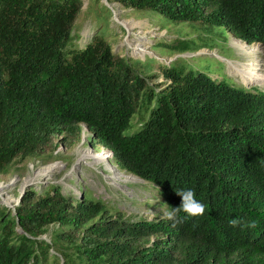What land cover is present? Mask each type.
<instances>
[{"label": "trees", "instance_id": "16d2710c", "mask_svg": "<svg viewBox=\"0 0 264 264\" xmlns=\"http://www.w3.org/2000/svg\"><path fill=\"white\" fill-rule=\"evenodd\" d=\"M106 2L223 26L264 59V0ZM81 6L0 0V175L54 150L55 138L69 147L84 125L118 169L156 188L165 212L187 189L205 212L131 220L89 193L28 186L11 210L0 204V264H264V90L173 61L158 64L164 83L152 85L158 74L135 73L99 26L69 44Z\"/></svg>", "mask_w": 264, "mask_h": 264}, {"label": "rangeland", "instance_id": "374dc122", "mask_svg": "<svg viewBox=\"0 0 264 264\" xmlns=\"http://www.w3.org/2000/svg\"><path fill=\"white\" fill-rule=\"evenodd\" d=\"M105 1L82 0L70 29L69 44L72 47H82L99 26L113 53L129 59L135 73L158 74V64L173 61L176 67L198 69L213 78H224L244 87L248 81L244 82L234 72L238 65L246 70L256 68L261 76L248 88L264 90V59L259 44L247 45L233 38L223 26L170 21L156 12L133 11ZM233 40L253 49L252 52L241 49ZM137 45L144 50L142 53L134 50ZM161 80L158 74L148 82L163 84ZM137 117L131 119L133 128L138 125ZM87 134L86 127L81 125L80 137L69 147H64L55 138L54 150L37 159L11 165L0 175V204L11 210L28 186L38 188L42 184L55 183L61 186L62 192L75 197L89 193L108 209L117 210L131 220L164 214L156 188L118 169L110 152L92 146L86 139ZM40 238L48 241L49 234Z\"/></svg>", "mask_w": 264, "mask_h": 264}, {"label": "clouds", "instance_id": "9594fccd", "mask_svg": "<svg viewBox=\"0 0 264 264\" xmlns=\"http://www.w3.org/2000/svg\"><path fill=\"white\" fill-rule=\"evenodd\" d=\"M176 194L181 198V204L178 207L170 208L163 214L162 218L172 220L175 223H179L178 215L180 212L185 213L187 216L196 217L202 216L205 212V205L196 199L195 192L191 189L177 190ZM240 223L238 219L230 221L232 226H237ZM246 227L255 228L257 226L255 221L245 225Z\"/></svg>", "mask_w": 264, "mask_h": 264}, {"label": "bare ground", "instance_id": "6f19581e", "mask_svg": "<svg viewBox=\"0 0 264 264\" xmlns=\"http://www.w3.org/2000/svg\"><path fill=\"white\" fill-rule=\"evenodd\" d=\"M233 43L235 45L239 46L241 49H244L245 51L252 52V50H253L251 48L246 47L244 44H242L239 41L233 40ZM134 50L139 52V53H142L144 51V50H140V45H137L134 48ZM200 52H203V51H200ZM237 67H238V65H237ZM237 67H236L234 72L236 73L237 77H240L244 82L248 81L247 83H255L258 80V78H260V76H261V75H258L256 68L250 67V68H247V70H246V69H242L239 67L237 68ZM46 170H48V169L46 168Z\"/></svg>", "mask_w": 264, "mask_h": 264}, {"label": "water", "instance_id": "95a60500", "mask_svg": "<svg viewBox=\"0 0 264 264\" xmlns=\"http://www.w3.org/2000/svg\"><path fill=\"white\" fill-rule=\"evenodd\" d=\"M105 2H106V1H105ZM247 84H248V83H245L244 88H248V86H249V85H252L253 83H250V84H248V85H247ZM19 196H20V195H19ZM19 196H18V199H19ZM18 199H17V201H18Z\"/></svg>", "mask_w": 264, "mask_h": 264}]
</instances>
